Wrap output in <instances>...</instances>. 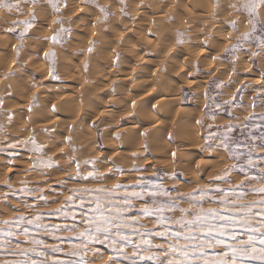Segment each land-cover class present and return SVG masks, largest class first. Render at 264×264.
I'll return each instance as SVG.
<instances>
[{
  "label": "rangeland",
  "instance_id": "obj_1",
  "mask_svg": "<svg viewBox=\"0 0 264 264\" xmlns=\"http://www.w3.org/2000/svg\"><path fill=\"white\" fill-rule=\"evenodd\" d=\"M84 1H87V2H84ZM172 1L173 2L170 1L171 4L173 3L175 4V2H177L176 0L175 1L172 0ZM185 1L190 3V0H185ZM203 1H202V4H205L204 5L205 8L201 6L200 10H203V9L205 10L201 13H204L209 18V19L207 18L208 20H206L205 27L203 29L204 31L206 30L204 33L207 34L208 36L210 35L209 38L211 40L214 39L213 41L214 42L217 41V42L213 43V41H210L212 42L211 43L212 47H211L210 42L206 43V41H209V40H205V41L199 40L201 45L199 43H198L199 45L197 44L198 41L196 39L193 40L195 42L192 41L190 45H193V47L195 46V48L191 47L192 48L191 56L193 55L192 59H194L196 62L198 61V58H201V59L203 58L204 60L206 59L207 62H209L208 60H211V62H209L211 65L209 64L208 66V63L205 61V65L207 66L201 70L204 64H201L202 66L201 67L199 65L197 66V63H196L195 64L196 68L193 69L192 71H193V75L195 76V80L198 82L195 81L196 84L191 83V82H187L188 84L187 83L185 84L182 81H176L177 84H175V86L178 87L179 89L175 88V91H174V93L178 92L177 96H179L178 97L179 107L176 105L174 106L175 112H176L177 107L178 108L181 107V109L184 108L185 111H188V116H189L188 119H190L189 121L191 123L189 122L186 124V130H187V133H190L191 132L190 130L193 129L192 130L193 132H191V134L192 133L193 134L192 135L189 134L188 135L189 138L187 136V140L186 139H185L186 141L184 140L185 143L184 142L182 143L184 145V146L182 145L183 147L182 146L181 147L178 146V148L176 147L177 145L176 141L179 140L178 139L175 141V137L177 138L176 136L177 134L175 135V131H173V133H170L169 131H170V127L175 124L174 122L177 121L176 118L177 117L178 119L181 118V114L183 111H181L180 109L178 113H181V114L176 113L174 114V117L172 116L170 118V121L168 122V127L165 129V131H163L164 134H161L162 136L160 137L159 144L154 145L153 143L148 141L150 134H147V132L150 130L148 133H151V129L141 128L142 130L139 129V131H141L140 135L144 133L143 143L142 144L140 143V145H138L137 143L139 142L138 139L137 141H132L131 147L134 146L136 149H133V150H136V151H131L132 150L131 149L130 150L131 152H128V150L124 149V148H128L125 145H119L118 143L117 144L119 146L116 144H113L114 146L111 145L110 140L114 138L117 139L119 137V136L117 137L115 136L114 129L117 126L123 125L124 121H126L127 118L128 119L130 118V116L129 117L128 115L124 116L123 113L119 112L123 110L122 106L124 105H122V102L129 101L130 104L134 105L136 101H132V99L135 100L136 98H138L139 92H137L136 90L134 91V89H131V88H129L130 90L128 89L130 93L127 92L128 90H127V85H126L124 89H121L122 91L120 90L121 93L122 92L126 93V94L122 93L121 95L124 98L120 96L121 98L118 100L113 99L114 101H116V103L114 101H111V102L108 101L109 102L108 103L107 96H110L111 98H115L114 93L117 91V90L115 91L116 87L114 89L113 88L114 86L112 85L111 88L109 89L110 92H107L108 90H106L107 93H105V90L102 91L103 89L101 85L100 86L97 85L94 88L97 87L99 89L98 90L96 88L98 92L97 96L98 97L100 96L98 101L99 100L100 101L102 100V101L101 102L96 101L97 102L96 104L91 103V101H94L93 99L91 100V98H93L92 94L96 92V90L94 91L91 90V88L89 87L90 85H87V84H91L90 80L87 78L88 76L90 78L91 75L87 76L86 73L90 71L88 70V68H90L92 65L100 64L99 69L100 68L104 69L102 71L104 73L99 72L98 76L100 77L98 78L104 77V79H99L100 83L107 84L108 80L110 81V79L112 82L114 81V78L112 79V77H114L112 76V74L116 75L117 69L123 65L124 67L125 65L127 66L122 69H128V71L132 66L130 71L132 72L134 70L133 72L135 73H137L136 68L138 66L140 67V65H141V68H145L148 65L147 69L145 68L146 70L152 67L151 63L147 64L146 61L140 62L143 59H145L143 57L141 59L140 55L136 57H131L129 55L131 58L130 59L129 57L127 58L128 56L127 54L117 51L115 47H114V51L110 50L109 48L106 50V53H104L107 56L108 55L107 52H108L110 55L112 54L111 56L108 55L106 57L104 54L103 56H101L103 64L99 61L101 57L100 58L98 57L96 61L94 60L95 57L97 56L95 49H97L96 47H98L100 43L99 39H97L98 34L96 36V33L98 31H103V30H106V32H108L109 30L108 36H110V34L112 35V33L110 32H113V31H114L113 34L116 35L117 31L114 29H116V27L119 29L121 25L123 26L124 24L126 25L128 23V22L124 23L122 21L124 24L122 22H120L121 25L119 23L117 24L116 23L117 17H120V16H122L121 18L126 16L125 18L131 19L132 21L133 20L137 21L139 20L138 18H140L141 20V18L145 15L144 12L145 11L147 12V9L145 7H144L145 9L142 8L144 6L142 4L143 1L138 0L139 3L135 5L134 3L131 4L130 3L131 1L129 0H54V2H56L59 7V11H56L55 9L51 7L50 4L46 2V0H38V3L35 5H33L30 2V0L28 3H25L24 0H10V2L13 4L18 3L19 8L18 9L17 8L7 9L4 7H0V21H1L0 22V40H1L0 41L1 42L0 43V47H1L0 48V51H1L0 52L1 53L0 54V59H1L0 60V65H1L0 66V219H1L0 229L7 230V226L3 224L4 220H10L20 214H23L24 216L30 218L36 215L37 213L43 214L41 223L44 226V228L51 226L52 228L63 229L65 225H68L69 227H71L73 224L76 225L73 231H60V232H55L51 235L45 234L43 228L37 229L33 225H28V224L21 225L22 228L26 227L29 229V236L27 238L24 237L23 235H17L12 238H8L6 236H0V264H10V262H13V261L28 260V259L40 261L41 264H53V262L56 260H69V259L75 260L77 262L83 259L84 261L88 262V264H105V262L109 260L110 256L116 259L119 262V264H130V262L128 260H125L122 256H117L115 251L111 247H108L105 244H99V243H95V244L90 243L87 245V247H81L77 249L80 253L79 256L67 255V253L72 249L73 245L81 244V241L76 239V235L86 227V225L81 223L80 216H79V213L81 211H86V209H80L78 207L80 203V200L78 198H74L73 201H69L67 199L69 196L73 195V191H70V190H75V197H79L82 195L84 197V200L87 202L88 200L94 201L96 193L95 192L93 193L85 192L83 191L84 189L103 188L106 191L102 195H111L112 203H120L123 195L125 194V191H124V188L113 190L114 185H116L117 183H120L122 185H132L136 181L139 180L142 182L147 181L149 182V184L158 185L159 187L169 192H174V190H178L180 193H190V192H193L194 189L200 190L206 187L215 189L218 186L219 188L224 189L223 195H226L228 198H232L233 194L229 192L228 189H230L232 186L237 184L239 180L243 178L244 174L241 173L238 168L233 169L232 172L229 173L228 175L230 183H224L223 181L213 180V177L223 175L224 170L226 168L231 167L233 163H243L244 161L243 160L236 161L230 158L227 154V151L222 146L213 147L212 149H206L205 144L211 143L213 145H217L219 144L220 140L225 136V134H227L228 136L231 137L233 141V145H232L233 147H234L235 142H242L244 144L252 146L254 158L258 156H264V151H262L260 148V145L264 144V140L260 139L261 134L264 133V120H261V117L264 116V103H263L264 99H261V97H264V70L260 72V70L264 68L263 67L264 66V54H260L255 57L252 56L253 52H257V53L261 52V48L257 47V45L260 43V41L257 39V37L261 35L259 31L254 32L252 34L251 40L240 41L241 47H242L241 51H237L234 54H225V48L230 47L232 44L236 43L237 38L239 36L250 31L251 25L247 22L245 14L237 13L233 9L228 7L230 3H239V0H233V2L232 0H224V1L223 0H207L208 4H207V1H204V2ZM212 1H213V4H212ZM219 1H221L222 3L226 1L225 2L226 6L221 4ZM74 4H76V6ZM96 5L105 7L107 9V12L109 13L108 16L105 13H102ZM139 5H141L142 7L141 6L139 7ZM219 5H220V8H222V6H224L223 8H226L225 16L226 14L227 16L228 15H231V16H228V17L226 16V19H225V16L223 14L220 15L219 14L220 11L218 13V9H220ZM212 6L214 7L212 8ZM133 7L134 9L131 10L132 12L127 11L129 9H132ZM174 7H177V6L175 5ZM188 8L190 9L191 7L188 6ZM215 8L216 9L218 8L217 11ZM121 9H123V11H121ZM206 9L208 11L210 10L211 12L206 11ZM134 10L135 12H133ZM139 11L140 13H138ZM190 11L192 10L190 9ZM54 13H56V15ZM62 13L64 16L61 15ZM130 13L131 14L134 13L133 16H131ZM261 13L262 14L260 15L264 14L263 12ZM212 14L217 15V16L220 15V16L211 18ZM239 14H243V17H242L243 21L240 24L238 23V18H235V17H238ZM138 15L139 16L141 15L142 17L141 16L139 17ZM133 17L135 19L137 17V19L135 20L133 19ZM262 17H264V15ZM262 17L259 16L258 20L259 18L263 20L264 18ZM30 18H31V21H30L31 27H28L27 30L25 28V25L16 23L18 21L29 20ZM111 19H112V22H114V19H115L116 24L115 23L112 24V26L113 27L115 26V27L114 28L112 27L113 29H110V28L107 29L106 27L108 25L105 23H107ZM235 20H236V27L235 29H233L231 26V22ZM261 20H259V24L264 25V23H262L264 22V20L260 22ZM125 21H128V20H125ZM213 22H214V25H212ZM84 23L87 26H85ZM140 24H141V21H140ZM89 25L90 26L92 25V26L89 27ZM143 26H144V23H143ZM143 26L140 28H143ZM206 26H209V27L206 28ZM148 27L151 30L146 31L148 33L146 34L150 36L153 34L152 31H154V29L151 28L149 25ZM243 27L245 28L244 30L246 31H243ZM35 28L37 29L36 32H35L36 30ZM61 28L66 29V31L60 32ZM215 30L219 31V34L213 35V33L217 32ZM27 31L33 32L31 33L32 35L30 34V32L27 33ZM150 32L152 33L150 34ZM20 33H24L23 37L20 36ZM57 33H59V35L57 36V42H53L51 40V37ZM85 33L87 36L83 35ZM76 34L80 35L79 36L80 39L79 37H77ZM216 36H219V37L217 38ZM3 37L5 38L3 39ZM85 37L87 38L89 37V38L87 39ZM212 37H215V38H212ZM81 41L83 43H81ZM85 42L88 45L85 44ZM26 43H29V44H26ZM216 43L218 44L215 45ZM4 44L6 45L4 46ZM61 44H64V45H61ZM72 44H75L74 45L75 47ZM77 44H79L80 46ZM229 44L230 46H228ZM214 45L216 47H214ZM206 47H210V48H206ZM90 48H91V51H89ZM211 49H213L212 50L214 51L213 53ZM92 50L93 51L95 50V51L93 52ZM199 51H202V52H199ZM46 52H51L53 55L50 58H46L45 57ZM9 53L11 56L9 55ZM21 54H22V58H21ZM59 54H62L64 56L59 55ZM71 55L72 56L75 55L74 56L75 58L72 57ZM204 55H205V58H204ZM9 57H12V58H9ZM91 57L93 58L94 61H92ZM213 57H215V59H213ZM120 58H121L120 60L121 62L119 61ZM132 59H136L135 61L137 62L133 63L134 60L132 61ZM124 60L127 62H125ZM258 60L259 61L262 60L263 62L261 61L260 63H257L259 62ZM39 62L40 64H38ZM81 62H83V64ZM115 62H117V64ZM219 62L221 64H219ZM67 63L71 65L69 66ZM2 64L4 65V67ZM11 64H12V67H11ZM101 64H102V67H101ZM133 64H135V66ZM258 64L262 67H259ZM59 65H62L61 68L63 67V65L66 66L65 70H63L64 67L62 68V70L66 71L69 77L66 75L65 72L63 73L61 68L57 67ZM224 65H227V66H224ZM243 65L245 66V68ZM14 67H15V70H14ZM71 67L73 68L72 70L70 69ZM209 68H210V71H209ZM50 69L52 71L51 76L49 75V72H48L50 71ZM57 69H59V71ZM228 69L231 72L228 71ZM67 70H71V71H67ZM219 70L220 72L218 74L217 71ZM225 70H227L226 71L227 74L225 73ZM46 71L47 73H45ZM75 71L77 73H75ZM199 71H200V74H198ZM214 72L215 73L217 72V73L215 74ZM249 72H251L250 74L252 75H255L256 73V77H258L259 81L256 80L255 82H252L250 79L248 81L246 80L247 78L243 79L244 77L250 76ZM9 73H11V75H9ZM233 75L235 76L239 75L240 77L234 78ZM73 76H75L74 78L76 80L73 78ZM131 76L133 77V74H131ZM231 76H233L232 77L233 79L230 78ZM133 78H135V76ZM70 79H71V82L69 81ZM80 79L82 80V82H79L81 81ZM203 80H204V84H203ZM13 81L15 84L13 83ZM178 85H180V87ZM201 85H203L205 89H203V87L200 88ZM217 85H219V87ZM84 89L85 91H82ZM81 91L84 93H87L89 96L88 97L87 95L84 96V97H87L84 99V97H82L84 93H82L83 95H81ZM1 93L3 95H1ZM111 94L112 95L114 94L113 97L111 96ZM61 95L63 96L62 98H60ZM75 96L77 97L75 98ZM70 97H72L71 103L69 99ZM81 98L85 101H83ZM126 98L127 100H125ZM65 99L68 100L67 102H69L70 105L74 102L72 105L76 104L77 106L71 105V107L69 108V104L66 103L64 105H66L68 108L67 109L64 108V105L63 104L61 105V103H63V101L65 103ZM142 99L144 100L145 98H141V100ZM56 100H58L59 102ZM74 100L77 103H75ZM109 100H112V99H109ZM138 100L140 101V99ZM78 101H81V103L78 104ZM86 101H88L90 104L87 105ZM118 101H120L119 105L117 104ZM85 102H86V106H85ZM3 103L4 104L6 103V104L4 105ZM198 103H200L201 105ZM91 104H93L92 107H90ZM7 105H9L10 107ZM116 105L118 107H115ZM149 106L155 107V108L157 107L154 105L153 99H150ZM35 107H37V109ZM49 107H50V110H48ZM72 107H75L76 109L73 108V110H71ZM84 107H87V108H84ZM100 108H104V111L100 110ZM74 111L78 115L74 113ZM233 111L234 112L236 111V113H234ZM49 112L51 113L49 114ZM85 113H88V114L86 115ZM63 114L65 115L66 118L64 117ZM66 114L68 117L66 116ZM40 115L42 117H40ZM43 116H45L46 118ZM195 117L197 118V121ZM245 117H250V118L247 121H245ZM48 118L50 119L48 120ZM52 118L55 119L56 121H54ZM63 119H67V120H63ZM51 120H53V122ZM158 120H156L158 121V123L154 121L153 124H155V122L156 124H159L160 119ZM62 121H65V123ZM99 122L101 123V125ZM143 122H144V119H143ZM145 122H144L145 124H148L147 122L149 121H146L145 119ZM245 123L248 124L247 128L243 127ZM30 124H32V126H30ZM188 124H190L189 125L190 127H188ZM84 125H87V126H84ZM228 125H232L234 129L230 133H226V128ZM191 126H192V129H191ZM187 127L188 129L190 128L189 131ZM139 131H137V133H139ZM28 132L30 134H28ZM210 133L213 134V136H215L216 139H208ZM73 135H75V137ZM147 135L149 136L147 137ZM63 136L65 139L63 138ZM111 136L114 138H111ZM34 137H35V140H34ZM78 138L79 139L81 138V141ZM106 140H108L109 142ZM75 141L78 143H76ZM189 141H191V143L193 144L192 146ZM37 142L39 143L37 144ZM73 142H75L76 144ZM134 142L135 144L137 143V145H135ZM84 145L86 146V148ZM122 149L125 151H120ZM239 150L244 151L246 149H239ZM76 151L77 152L80 151V152L77 153ZM148 153H150L151 155ZM173 153H175V156H173ZM79 154H82V155H79ZM169 156H170V159H169ZM176 158H179V159H176ZM49 161H51L50 164L48 163ZM85 161H89V163L85 164ZM254 162H256L257 164L260 163L258 159H255ZM77 165H79L80 167L79 169L77 168ZM117 168L120 169L121 171H116L115 169ZM77 171H79L81 175H77ZM89 172H95L97 177H104V179L92 180L90 178L89 180H84L82 177L86 176ZM29 175L30 177H28ZM248 175L250 177L259 176L260 169L259 168L254 169V170L250 169ZM262 186L264 185H262L259 181L252 179L251 182L246 186L245 191H249V189H252V188L259 189ZM193 194L196 196L197 199L200 198L199 191H196ZM41 196L44 197V199H39V197ZM259 199H261V194L258 191L249 192L248 196L243 201L237 200L236 203L237 204L249 203L252 201H258ZM148 202L150 203V201ZM134 203L136 207L139 208L141 204L144 203V201H134ZM25 205H31L33 207H26ZM181 206L186 208L188 205L186 203H182ZM203 207L204 208L215 207V208H218L222 213H224L226 212L227 208L231 206L220 204L219 201L215 200V198L211 196V193H210L209 197L204 198ZM57 208H62V209L67 210L69 215L65 217L63 211L59 215L57 214L47 215L48 213L52 212L53 210ZM257 210L259 209L258 208L254 209V211H257ZM73 213H75L77 217L75 221L71 219V215ZM132 214H135V213H132ZM176 216L178 217L179 213H176ZM141 223L144 224L145 228H153V224L151 220H149L148 218H145L144 220H142ZM12 230L19 232V229H16L15 227H13ZM56 237H59V239H57ZM9 239H11L10 244L7 243ZM33 239L43 240L46 245L58 246L61 249H63V251L53 252L51 250V247H45L43 245L33 244L32 243ZM17 242L21 243L23 248H26V249L35 248L37 252L41 253V255H36V253L31 252V251H29L28 256L26 257L19 256V255H13L12 254L13 252L18 251L15 247ZM131 251H132L131 246H128L124 249V252L128 254L129 256L131 254ZM155 251H159V250L156 249ZM142 264H151V262L144 261L142 262ZM249 264H258V262L253 261V262H249Z\"/></svg>",
  "mask_w": 264,
  "mask_h": 264
},
{
  "label": "snow or ice",
  "instance_id": "obj_2",
  "mask_svg": "<svg viewBox=\"0 0 264 264\" xmlns=\"http://www.w3.org/2000/svg\"><path fill=\"white\" fill-rule=\"evenodd\" d=\"M24 2L28 3L29 0H24ZM30 2L35 5L38 0H30ZM46 2L53 9L59 11L58 4L54 0H46ZM96 6L102 13L109 14L105 7ZM0 7L18 9L19 4H13L10 0H0ZM228 7L237 13L245 14L247 22L251 25V30L239 36L236 43L227 47L225 54L241 51L240 41L251 40L252 34L257 31L261 34L257 37L260 41L257 47L261 48V52H253L252 56L264 54V25H260L258 20L260 13L264 11V0H239V3H230ZM30 21L31 18L16 23L25 25L27 30L28 27H31ZM231 26L235 29L236 22L232 21ZM64 31L66 29H60V32ZM23 35L24 33H20L21 37ZM58 35L59 33L53 35L51 40L57 42ZM52 55L51 52L45 53L46 58H50ZM49 75H52L51 69ZM217 86L219 87V85ZM249 118L245 117V121ZM261 120H264V116L261 117ZM243 127L247 128L248 124L245 123ZM233 130V126L228 125L226 133ZM208 139H216V137L210 133ZM260 139L264 140V133L261 134ZM232 145L233 141L227 134L217 145L205 144L206 149L222 146L230 158L236 161H244L243 163H233L231 167L224 170L223 175L213 177V180L230 183L228 175L233 169L238 168L244 174L237 184L228 189L233 194L232 198L223 195L224 189L218 186L215 189L206 187L200 190L194 189L190 193H180L178 190L169 192L158 185L139 180L132 185L120 183L114 185L113 190L124 188L125 194L120 203H112L111 195H102L106 191L103 188L84 189L85 192L96 193L94 201L88 200L87 202L82 195L75 197V190H70L73 191V195L67 199L73 201L74 198H78L80 200L78 207L86 209V211L79 213L80 221L86 227L76 235V239L80 240L81 244L73 245L67 255L79 256L80 253L77 249L87 247L90 243H99L111 247L117 256H122L130 264H142L144 261L151 262V264H249L253 261L264 264V186L245 191L252 179L264 185V156L254 158L252 146L242 142H235L234 147ZM260 148L264 151V144H261ZM255 159H258L260 163L254 162ZM48 163L50 164L51 161ZM87 163L89 161H85V164ZM77 168L79 169V165ZM257 168L260 169V175L250 177L248 175L249 170ZM115 170L121 171L118 168ZM77 175H81L79 171H77ZM82 178L84 180L90 178L92 180L104 179V177H97L95 172H89ZM196 191H199V199L193 194ZM257 191L261 194V199L258 201L236 203L237 200L243 201L249 192ZM210 193L220 204L231 207L227 208L224 213L215 207L204 208V198L209 197ZM39 199H44V197L41 196ZM134 201H144V203L137 208ZM182 203H186L188 206L182 207ZM25 206L33 207L31 205ZM256 208L259 210L254 211ZM62 211L65 217L69 215L68 211L62 208H57L47 215H59ZM176 213H179L178 217ZM42 215L37 213L29 218L20 214L10 220H4L3 224L7 226V230L0 229V236L12 238L23 235L27 238L29 229L22 228L21 225L23 224L33 225L37 229L43 228L45 234L48 235L60 231H73L76 227L73 224L71 227L65 225L63 229L52 228L51 226L44 228L41 223ZM76 218V214L73 213L71 219L75 221ZM145 218L151 220L153 228H145L144 224L141 223ZM13 227L19 229V232L13 231ZM56 238L59 239V237ZM7 243L10 244L11 239ZM32 243L51 247L53 252L63 251L58 246L46 245L43 240L33 239ZM128 246H131L132 249L130 256L124 252ZM15 247L18 251L13 252V255L26 257L29 251L41 255L35 248H23L19 242L16 243ZM156 249L159 251H155ZM10 264H41V262L28 259L13 261ZM53 264H88V262L83 259L78 262L69 259L56 260ZM105 264H119V262L110 256Z\"/></svg>",
  "mask_w": 264,
  "mask_h": 264
},
{
  "label": "bare ground",
  "instance_id": "obj_3",
  "mask_svg": "<svg viewBox=\"0 0 264 264\" xmlns=\"http://www.w3.org/2000/svg\"><path fill=\"white\" fill-rule=\"evenodd\" d=\"M129 1H131L130 3L131 4H137V3H139L138 2V0H129ZM133 1V2H132ZM141 1H143L142 2V4L144 5L143 7L141 6V5H139V7L141 6L142 8H146L147 9V12L145 11L144 13H145V15L142 17L141 15V20H140V18H138L139 20H137V21H132L131 19H128V18H125L126 16H124L123 18H121L122 16H120V17H117V20H116V23L118 24H120L121 25V23L120 22H124V23H127L126 25L124 24L123 26L121 25H119L118 27H119V29L116 27V29H114V30H116L115 32H116V35H114L113 33H114V31L113 32H110V33H112V35L110 34V36H108V32H109V30H108V32H106V30H103V31H98L97 33H96V36H97V34H98V38L97 39H99V45H98V47H96L97 49H95L94 51L96 52V54H97V56L95 57V61L98 59V57L100 58L101 56H103V54L104 53H106V50L107 49H109L110 48V50H112V51H114V47H115V49L117 50V51H120V52H122V53H125V54H127L128 56H127V58L129 57L130 58V56L131 57H136V56H138V55H140V57H141V59H142V57L143 58H145V59H143L142 61H140V62H143V61H146V63L148 64V63H151L152 65V67H150L148 70H150V71H148V70H146L147 69V66L145 67V68H141V65H140V67L138 66L137 68H136V71H137V73H135V72H131L130 70H131V68H132V66H131V68L129 69V71H128V69H122V68H125L127 65H125V67H124V65L123 66H121L120 68H118L117 69V71H116V75H114V74H112V76H114V77H112V79L114 78V81L112 82L111 81V79H110V81L108 80V82H107V84H101L100 83V80L99 79H104V77L102 78H98V77H100V76H98L99 75V72L101 73L104 69H102V68H100L99 69V66H100V64L99 65H92L90 68H88V70H90L88 73H86L87 74V76L88 75H91L90 76V78H89V76L87 77L89 80H90V82H91V84H87V85H90L89 87L91 88V90H96V88H94L95 86H97V85H101V87H102V91H104L105 90V93H107V92H110L109 91V89L111 88V86L113 85L114 87V89H115V87H116V89H115V98H111L110 96H107V102L109 101V102H111V101H114L113 99H120L122 96V93H121V89H124L125 88V86L127 85V90L129 89V88H131V89H134V91L136 90L137 92H139V95H138V98H136L135 100L134 99H132V101H136L135 103H134V105L133 104H130V102L128 103L127 101L126 102H122V105H124V106H122L123 107V110H121V111H119L120 113H123L124 114V116L125 115H128V117L130 116V118L128 119L127 117V120L126 121H124V124L123 125H120V126H117L115 129H114V134H115V136L117 137V136H119L117 139L116 138H114V137H112L111 136V138H114V139H108V140H110L111 142H110V144L111 145H113V144H116V145H125V146H127L128 148H124L125 150H128V152H131V151H136V150H133V149H136L134 146L133 147H131V144H132V141H137V139H138V141L139 142H137L138 143V145H140V143L142 144L143 143V137H144V133L143 134H141L140 135V133H141V131H139V129H141V128H143V129H151V133H148L147 132V134H150V137H149V139H148V141L149 142H151V143H153L154 145H156V144H159V140H160V137L162 136L161 134H164L163 133V131H165V129L168 127V122L170 121V118L173 116L174 117V114H176V113H178L179 112V110L181 109V107L180 108H178L179 106H178V97L179 96H177V93H174V91H175V88H177V89H179L178 87H176L175 86V84H177L176 83V81H182V82H184L185 84L187 83V82H191V83H195L196 84V82H198V81H196L195 80V76L193 75V69H195L196 68V63H197V66L199 65V66H201V64H204L205 65V61H206V59L204 60L203 58L201 59V58H198V61L196 62L194 59H192V57H193V55L191 56V52H192V48H195V46L193 47V45H190L191 44V42L193 41V40H197L198 42H197V44L199 43L200 44V42H199V40H201V41H205V40H209V41H206V43H209L210 41H213L214 39H210L209 38V36L207 35V34H205L204 32L206 31H204L203 29H204V27H205V23H206V20H208L209 18H208V16L207 15H205L204 13H201V12H203L205 9H203V8H205L204 7V5L205 4H202V1L203 0H190V3H188L187 1H185V0H176L177 2H175V4L173 3V4H171V2H173L172 0H141ZM171 1V2H170ZM175 1V0H174ZM204 1H207V0H204ZM203 1V2H204ZM224 1V0H223ZM69 2V1H68ZM84 2H87V1H84ZM123 2V1H122ZM121 2V3H122ZM221 4H223L224 6H226L225 5V2L224 3H222L221 1H219ZM227 2H229V1H227ZM232 2H233V0H232ZM74 3V2H73ZM72 3V4H73ZM209 3H210V1H209ZM219 3V4H220ZM207 4H208V1H207ZM212 4H213V1H212ZM227 4V3H226ZM75 6H76V4H74ZM134 5V6H135ZM177 6V7H174V6ZM209 5H211V4H209ZM110 6V5H109ZM108 6V7H109ZM114 6V5H113ZM129 6V5H128ZM131 6H133V5H131ZM131 6H130V8H131ZM188 6L189 7H191L190 9L192 10V11H190V9L188 8ZM203 7L202 9L203 10H200V7ZM207 6V5H206ZM224 6H222V8H220V5H219V8L220 9H218V13H219V11H220V15L221 14H223L224 16H225V13H226V8H223ZM124 7V6H123ZM210 7V6H209ZM214 6H212V8H213ZM30 8V7H29ZM28 8V9H29ZM36 8V7H35ZM77 8H78V6H77ZM111 8V7H110ZM144 8V9H145ZM76 9V8H75ZM75 9H73V10H75ZM114 9V8H113ZM127 9V8H126ZM134 9V7L132 8V9H129V10H127L128 12H130L131 10H133ZM140 9V8H139ZM138 9V10H139ZM208 9H210V8H208ZM216 9V8H215ZM217 9H216V11H217ZM64 10V9H63ZM66 10V9H65ZM69 10V9H68ZM137 10V11H138ZM86 11V10H85ZM206 11H208L207 9H206ZM215 11V12H216ZM11 12V11H10ZM52 12V11H51ZM76 12V11H75ZM132 12V11H131ZM133 12H135V10L133 11ZM143 12V11H142ZM208 12H211L210 10L208 11ZM263 13H264V11H262ZM35 13V12H34ZM138 13H140V11L138 12ZM143 13V14H144ZM158 13V14H157ZM229 13V12H228ZM2 14V13H1ZM55 15H56V13H54ZM83 14V13H82ZM87 14V13H86ZM134 14V13H133ZM133 14H131L130 13V15L131 16H133ZM190 14H192V15H190ZM211 14V13H210ZM230 14V13H229ZM260 14H262V13H260ZM40 15V14H39ZM43 15V14H42ZM61 15H63V13L61 14ZM189 15V16H188ZM220 15H218V16H220ZM242 15V16H241ZM264 15V14H263ZM263 15H259L260 17H262ZM7 16V15H6ZM37 16V15H36ZM58 16V15H57ZM64 16V15H63ZM71 16V15H70ZM106 16V15H105ZM108 16V15H107ZM139 16V15H138ZM139 16V17H140ZM217 15H213L212 14V16H211V18H213V17H216ZM217 16V17H218ZM226 16H227V14H226ZM226 16H225V19H226ZM228 16H231V15H228ZM227 16V17H228ZM45 17V16H44ZM77 17V16H76ZM135 17V16H134ZM133 17V19H135ZM243 14H239L238 15V17H235V18H238V23L240 24V23H242V21H243ZM4 18V17H3ZM59 18V17H58ZM73 18V17H72ZM94 18V17H93ZM104 18V17H103ZM109 18V17H108ZM208 18V19H207ZM231 18H233V17H231ZM262 18H264V17H262ZM79 19V18H78ZM85 19H86V17H85ZM113 19V18H112ZM112 19L110 20V21H108L107 23H105V24H107L108 26L106 27L107 29L108 28H110V29H113L114 27L112 26V24H114L115 23V19H114V22H112ZM123 19V20H122ZM136 19H137V17H136ZM135 19V20H136ZM245 19V18H244ZM38 20V19H37ZM42 20V19H41ZM72 20V19H71ZM105 20V19H104ZM125 20H128V21H125ZM237 20V19H236ZM236 20H235V22H236ZM259 20H261L260 18H259ZM264 20V19H263ZM263 20H261L260 22H262ZM6 21V20H5ZM36 21V20H35ZM40 21V20H39ZM87 21V20H86ZM99 21V20H98ZM118 21V22H117ZM140 21H141V24H140ZM1 22V21H0ZM42 22V21H41ZM40 22V23H41ZM70 22V21H69ZM68 22V23H69ZM95 22V21H94ZM211 22V21H210ZM209 22V23H210ZM115 23V24H116ZM129 23H131V24H129ZM143 23H144V26H143ZM262 23H264V22H262ZM49 24V23H48ZM70 24V23H69ZM90 24V23H89ZM95 24V23H94ZM208 24V23H207ZM212 24V23H211ZM210 24V25H211ZM77 25V24H76ZM84 25L85 26H87L85 23H84ZM99 25V24H98ZM102 25V24H101ZM103 25H104V23H103ZM143 26V28H140V27H142ZM148 25L151 27V28H153L154 29V31H152L153 32V34L152 35H147L148 33L146 32V31H150L151 29L148 27ZM212 25H214V22H213V24ZM238 25V24H237ZM244 25H246V24H244ZM33 26V25H32ZM61 26V25H60ZM92 26V25H91ZM90 25H89V27H91ZM95 26V25H94ZM93 26V27H94ZM117 26V25H116ZM37 27V26H36ZM84 27V26H83ZM89 27H87V28H89ZM113 27V28H112ZM207 27H209V26H206V28ZM210 27H212V26H210ZM245 27V26H244ZM243 27V31H246V30H244L245 28ZM17 28V27H16ZM40 28V27H39ZM77 28V27H76ZM86 28V29H87ZM121 28V29H120ZM217 28H218V26H217ZM216 28V29H217ZM220 28V27H219ZM36 29V28H35ZM34 29V30H35ZM83 29V28H82ZM135 29V30H134ZM146 29V30H145ZM212 29V28H211ZM215 29V28H214ZM227 29V28H226ZM30 30V29H29ZM72 30V29H71ZM80 30V29H79ZM37 31V29L35 30V32ZM39 31V30H38ZM47 31V30H46ZM87 31V30H86ZM91 31V30H90ZM112 31V30H111ZM212 31H214V30H212ZM215 31H217V30H215ZM221 31V30H220ZM228 31H229V29H228ZM28 32H30V31H27V33ZM84 32H85V30H84ZM152 32H150V34L152 33ZM218 32V33H217ZM216 33H213V35L215 34H219V31H217ZM249 32V31H248ZM31 33H33V32H30V34ZM49 33V32H48ZM60 33V32H59ZM71 33V32H70ZM83 33V32H82ZM89 33V32H88ZM90 33H92V32H90ZM127 33V34H126ZM147 33V34H146ZM6 34V33H5ZM35 34V33H34ZM43 34H44V32H43ZM50 34V33H49ZM72 34V33H71ZM222 34V33H221ZM32 35V34H31ZM47 35V34H46ZM77 35V34H76ZM83 35H86V33L85 34H83ZM44 36V35H43ZM72 36V35H71ZM80 35H77V37H79ZM87 36V35H86ZM221 36V35H220ZM6 37V36H5ZM5 37H3V39L5 38ZM38 37V36H37ZM49 37V36H48ZM73 37V36H72ZM71 37V38H72ZM217 38L219 37V36H216ZM9 38V37H8ZM82 38V37H81ZM85 38H87V37H85ZM84 38V39H85ZM89 38V37H88ZM87 38V39H88ZM92 38V37H91ZM95 38V37H94ZM212 38H215V37H212ZM227 38V37H226ZM29 39V38H28ZM79 39H80V37H79ZM93 39V38H92ZM96 39V40H97ZM115 39V40H114ZM7 40V39H6ZM73 40V39H72ZM232 40V39H231ZM1 41V40H0ZM26 41V40H25ZM83 41V40H82ZM81 41V43H83ZM98 41V40H97ZM255 41V40H254ZM29 42V41H28ZM67 42V41H66ZM78 42V41H77ZM87 42V41H86ZM85 42V44H87ZM93 42V41H92ZM193 42H195V41H193ZM215 42H217V41H215ZM214 41H213V43H215ZM225 42H226V40H225ZM232 42V41H231ZM230 42V43H231ZM1 43V42H0ZM80 43V42H79ZM94 43V42H93ZM204 43V42H203ZM202 43V44H203ZM212 42H210V44H211ZM227 43H229V42H227ZM3 44V43H2ZM8 44V43H7ZM26 44H29V43H26ZM35 44V43H34ZM44 44H45V42H44ZM57 44V43H56ZM84 44V45H85ZM198 44V45H199ZM218 43H216L215 45H217ZM220 44V43H219ZM222 44V43H221ZM251 44V43H250ZM6 44H4V46H5ZM61 45H64V44H61ZM73 46L75 45V44H72ZM77 45H79V44H77ZM88 45V44H87ZM86 45V46H87ZM201 45V44H200ZM214 45V47H216ZM3 46V45H2ZM29 46V45H28ZM27 46V47H28ZM32 46V45H31ZM36 46V45H35ZM39 46V45H38ZM80 46V45H79ZM95 46V45H94ZM210 46V45H209ZM220 46V45H219ZM223 46V45H222ZM228 46H230V44L228 45ZM256 46V45H255ZM43 47V46H42ZM75 47V46H74ZM192 47V48H191ZM202 47H204V46H202ZM211 47H212V44H211ZM1 48V47H0ZM88 48H89V46H88ZM197 48V47H196ZM206 48H210V47H206ZM227 48V47H226ZM225 48V49H226ZM254 48V47H253ZM260 48V47H259ZM30 49V48H29ZM33 49H34V47H33ZM32 49V50H33ZM178 49V50H177ZM205 49V48H204ZM214 49V48H213ZM213 49H211V51L213 50ZM2 50H3V48H2ZM28 50V49H27ZM66 50V49H65ZM194 50V49H193ZM198 50H200V49H198ZM9 51H10V49H9ZM35 51V50H34ZM56 51H58V50H56ZM93 51V50H92ZM93 51V52H94ZM204 51V50H203ZM207 51H208V49H207ZM246 51V50H245ZM1 52V51H0ZM45 52V51H44ZM109 52H111V51H109ZM199 52H202V51H199ZM214 51H212V53H213ZM223 52V51H222ZM259 52V51H258ZM14 53V52H13ZM20 53H22V52H20ZM194 53V52H193ZM208 53V52H207ZM206 53V54H207ZM211 53V54H212ZM216 53V52H215ZM218 53V52H217ZM220 53V52H219ZM245 53V52H244ZM1 54V53H0ZM7 54V53H6ZM17 54V53H16ZM63 54V53H62ZM62 54H59V55H62ZM66 54V53H65ZM107 54L109 55V56H111L108 52H107ZM201 54V53H200ZM237 54V53H236ZM9 55H10V53H9ZM90 55V54H89ZM105 56H106V54H104ZM107 55V56H108ZM130 55V56H129ZM250 55V54H249ZM11 56V55H10ZM15 56V55H14ZM17 56V55H16ZM19 56H20V54H19ZM18 56V57H19ZM24 56V55H23ZM58 56V55H57ZM62 56H64V55H62ZM61 56V57H62ZM72 56V55H71ZM75 55H73L72 57H74ZM91 56V55H90ZM106 56V57H107ZM125 56V55H124ZM147 56V57H146ZM149 56V57H148ZM211 56V55H210ZM238 56V55H237ZM60 57V58H61ZM81 57V56H80ZM106 57H104V58H106ZM122 57V56H121ZM152 57H153V59H152ZM201 57V56H200ZM250 57V56H249ZM263 57V56H262ZM9 58H12V57H9ZM21 58H22V54H21ZM75 58V57H74ZM92 58V57H91ZM90 58V59H91ZM118 58V57H117ZM204 58H205V55H204ZM240 58V57H239ZM238 58V59H239ZM6 59V58H5ZM67 59H68V57H67ZM70 59V58H69ZM90 59H89V61H90ZM131 59V58H130ZM140 59V58H139ZM208 59V58H207ZM213 59H215V57H213ZM217 59V58H216ZM1 60V59H0ZM4 60V59H3ZM11 60V59H10ZM18 60V59H17ZM30 60V59H29ZM57 60V59H56ZM64 60H66V59H64ZM93 60V58H92V61H94ZM113 60H114V58H113ZM121 60V58L119 59V61ZM134 60V61H133ZM136 59H132V61H133V63L134 62H137V61H135ZM223 60V59H222ZM246 60V59H245ZM59 61H60V59H59ZM59 61H58V63H59ZM73 61V60H72ZM89 61H88V63H89ZM102 64H103V62H102V57H101V59L99 60ZM125 61V60H124ZM209 62H211V60H208ZM238 61V60H237ZM259 61V60H258ZM262 61V60H261ZM261 61H259V62H257V63H260ZM2 62V61H1ZM6 62H8V61H6ZM63 62V61H62ZM69 62V61H68ZM77 62V61H76ZM121 62V61H120ZM125 62H127V61H125ZM130 62V61H129ZM139 62V61H138ZM207 62V61H206ZM209 62H207L208 63V66H209ZM263 62V61H262ZM11 63V62H10ZM28 63V62H27ZM82 64H83V62H81ZM92 63H94V62H92ZM116 64H117V62H115ZM119 63V62H118ZM153 63H154V65H153ZM206 63V64H207ZM224 63V62H223ZM242 63V62H241ZM13 64V63H12ZM12 64H11V67H12ZM38 64H40V62L38 63ZM61 64H63V63H61ZM68 64V63H67ZM102 64H101V67H102ZM122 64H124V63H122ZM121 64V65H122ZM129 64V63H128ZM139 64V63H138ZM145 64V63H144ZM219 64H221L220 62H219ZM246 64V63H245ZM3 65V64H2ZM5 65H6V63H5ZM29 65V64H28ZM69 65V64H68ZM71 65V64H70ZM69 65V66H70ZM73 65H74V63H73ZM89 65V64H88ZM91 65V64H90ZM119 65V64H118ZM130 65H132V64H130ZM134 66H135V64H133ZM137 65V64H136ZM203 65V67L201 68V70L204 68V67H206L207 65H205L204 66ZM211 65V64H210ZM259 65V64H258ZM261 65H263V64H261ZM1 66V65H0ZM26 66V65H25ZM61 66L62 65H59V66H57V67H59V68H61ZM224 66H227V65H224ZM231 66V65H230ZM236 66V65H235ZM244 66V65H243ZM3 67H4V65H3ZM56 67V68H57ZM63 67H64V69L63 70H65V67L66 66H64L63 65ZM62 67V68H63ZM154 67V68H153ZM213 67H214V65H213ZM229 67V66H228ZM259 67H262V66H260L259 65ZM264 67V66H263ZM18 68V67H17ZM28 68V67H27ZM55 68V67H54ZM62 68H61V70H62ZM85 68V67H84ZM128 68V67H127ZM153 68V69H152ZM223 68V67H222ZM221 68V69H222ZM226 68V67H225ZM239 68V67H238ZM244 68H245V66H244ZM2 69V68H1ZM71 70L73 69L72 67L70 68ZM81 69V68H80ZM102 69V70H101ZM112 69V68H111ZM200 69V68H199ZM220 69V68H219ZM11 70V69H10ZM14 70H15V67H14ZM29 70V69H28ZM39 70V69H38ZM58 71H59V69H57ZM61 70H60V72H61ZM62 70V71H63ZM71 70H67V71H71ZM88 70H86V71H88ZM106 70V69H105ZM107 70H109V69H107ZM215 70V69H214ZM237 70V69H236ZM262 70H264V68L263 69H261L260 70V72L262 71ZM18 71V70H17ZM55 71H56V69H55ZM209 71H210V68H209ZM216 71V70H215ZM226 71L227 70H225V73H226ZM228 71H230L229 69H228ZM37 72V71H36ZM49 72V71H48ZM66 73V75L68 76V74H67V72L66 71H63V73ZM73 72H74V70H73ZM96 72V73H95ZM110 72V71H109ZM131 72V73H130ZM202 72V71H201ZM212 72V71H211ZM210 72V73H211ZM218 72V74H219V72H220V70L219 71H217ZM216 72V73H217ZM231 72V71H230ZM229 72V73H230ZM244 72V71H243ZM248 72V71H247ZM18 73V72H17ZM21 73V72H20ZM35 73V72H34ZM42 73V72H41ZM45 73H47V71L45 72ZM57 73V72H56ZM63 73H62V75H63ZM69 73V72H68ZM75 73H77L76 71H75ZM74 73V74H75ZM90 73V74H89ZM102 73H104V72H102ZM215 73V72H214ZM213 73V74H214ZM215 73V74H216ZM234 73V72H233ZM235 73H236V71H235ZM238 73V72H237ZM251 72H249V74H250ZM111 74V73H110ZM131 74H133V77L135 76V78H133L132 76H131ZM135 74V75H134ZM196 74V73H195ZM198 74H200V71H199V73ZM197 74V75H198ZM227 74V73H226ZM246 74H248V73H246ZM15 75V74H14ZM24 75V74H23ZM47 75V74H46ZM57 75V74H56ZM65 75V74H64ZM70 75V74H69ZM103 75H105V74H103ZM224 75V74H223ZM229 75V74H228ZM228 75H226V76H228ZM75 76H77V75H75ZM75 76H73V78L75 77ZM108 76V75H107ZM110 76V75H109ZM234 76V78H238V77H240L239 75L238 76H235V75H233ZM233 76H231L230 78L231 79H233L232 77ZM242 76V75H241ZM258 76V75H257ZM42 77V76H41ZM69 77V76H68ZM111 77V76H110ZM201 77V76H200ZM205 77H206V75H205ZM204 77V78H205ZM214 77V76H213ZM220 77V76H219ZM8 78V77H7ZM245 78H247L246 80L248 81L249 79L252 81V82H255L256 80L257 81H259L258 80V77H256V73H255V75H252V74H250V76L249 77H244L243 79H245ZM14 79V78H13ZM42 79V78H41ZM75 79V78H74ZM206 79V78H205ZM204 79V80H205ZM221 79V78H220ZM6 80V79H5ZM15 80V79H14ZM26 80V79H25ZM76 80V79H75ZM81 80V79H80ZM107 80V79H106ZM198 80V79H197ZM204 80H203V84H204ZM10 81H12V80H10ZM70 82H71V79L69 80ZM196 81V82H195ZM202 81V80H201ZM206 81V80H205ZM245 81V80H244ZM75 82H77V81H75ZM79 82H82V80L81 81H79ZM78 82V83H79ZM88 82V81H87ZM8 83V82H7ZM12 83V82H11ZM13 83H14V81H13ZM12 83V84H13ZM17 83H19V82H17ZM179 83V82H178ZM181 83V82H180ZM15 84V83H14ZM62 84V83H61ZM61 84H60V86H61ZM82 84V83H81ZM83 84H85V83H83ZM110 84V85H109ZM188 84V83H187ZM3 85V84H2ZM57 85H59V84H57ZM109 85V86H108ZM260 85V84H259ZM11 86H13V85H11ZM54 86H55V84H54ZM108 86V87H107ZM120 86H122V87H120ZM179 87H180V85H178ZM185 86V85H184ZM192 86V85H191ZM205 86V85H204ZM3 87H5V86H3ZM66 87H68V86H66ZM71 87V86H70ZM74 87V86H73ZM88 87V88H89ZM193 87V86H192ZM199 87V86H198ZM201 87H203V85H201L200 86V88ZM252 87V86H251ZM11 88V87H10ZM16 88V87H15ZM15 88H14V90H15ZM42 88V87H41ZM61 88H62V86H61ZM89 88V89H90ZM118 88V89H117ZM120 88V89H119ZM258 88V87H257ZM98 89V88H97ZM113 89V90H114ZM197 89V88H196ZM203 89H205L204 87H203ZM230 89V88H229ZM12 90H13V88H12ZM24 90V89H23ZM42 90V89H41ZM75 90V89H74ZM81 90V89H80ZM99 90V89H98ZM106 90H108L107 92H106ZM121 90V91H120ZM130 90V89H129ZM129 90L127 91V92H129ZM194 90V89H193ZM10 91H11V89H10ZM20 91V90H19ZM78 91V90H77ZM77 91H76V93H77ZM82 91H85V89L84 90H82ZM81 91V95H83L82 93H84V92H82ZM101 91V92H102ZM124 91V90H123ZM126 91V90H125ZM178 91V90H177ZM195 91V90H194ZM202 91V90H201ZM223 91V90H222ZM225 91V90H224ZM3 92V91H2ZM13 92V91H12ZM22 92V91H21ZM26 92V91H25ZM56 92V91H55ZM79 92V91H78ZM96 92H97V90H96ZM96 92H94L92 95H93V98H91V100L93 99L94 101H91V103H97L96 101H98V99H99V97L97 96V94H98V92L96 93ZM136 92V93H137ZM23 93V92H22ZM88 93H89V91H88ZM130 93V92H129ZM128 93V94H129ZM179 93H180V91H179ZM15 94H17V93H15ZM57 94V93H56ZM61 94V93H60ZM103 94V93H102ZM113 94V95H114ZM123 94H126L125 92L123 93ZM202 94V93H201ZM240 94V93H239ZM251 94V93H250ZM1 95H3L2 93H1ZM12 95V94H11ZM47 95V94H46ZM45 95V96H46ZM55 95V94H54ZM73 95V94H72ZM71 95V96H72ZM87 95V97L89 96L87 93H84V95L82 96V97H84V96H86ZM107 95V94H106ZM109 95V94H108ZM113 95L111 94V96L113 97ZM116 95H117V97H116ZM130 95V94H129ZM180 95V94H179ZM14 96V95H13ZM105 96V95H104ZM121 96V97H120ZM124 96V95H123ZM131 96V95H130ZM58 97V96H57ZM63 96L61 95V97L60 98H62ZM66 97V96H65ZM73 97V96H72ZM72 97H70L69 99H70V103H71V101H72ZM77 96H75V98H76ZM87 97H84V99L85 98H87ZM106 97V96H105ZM203 97V96H202ZM222 97V96H221ZM74 98V99H75ZM122 98H124V97H122ZM134 98V97H133ZM141 98H145L144 100L142 99L141 100ZM148 98H149V100H148ZM241 98V97H240ZM2 99V98H1ZM24 99V98H23ZM78 99V98H77ZM82 99V98H81ZM102 99V98H101ZM109 99H112V100H109ZM138 99H140V101L138 100ZM150 99H153V101H154V105L155 106H157L156 108L155 107H151V106H149V102H150ZM194 99V98H193ZM200 99V98H199ZM202 99V98H201ZM3 100V99H2ZM1 100V101H2ZM83 100V99H82ZM90 100V99H89ZM106 100V99H105ZM124 100V99H123ZM125 100H127V98L125 99ZM138 100V101H137ZM56 101H58V100H56ZM68 100L67 99H65V103H64V101H63V103H61V105L63 104H69V108L71 107V105L74 103H72L71 105H70V103L69 102H67ZM75 101V100H74ZM83 101H85V100H83ZM100 101V100H99ZM98 101V102H99ZM102 101V100H101ZM100 101V102H101ZM121 101H122V99H121ZM198 101V100H197ZM204 101V100H203ZM241 101V100H240ZM244 101V100H243ZM12 102V101H11ZM41 102V101H40ZM59 102V101H58ZM87 102V105L88 104H90L88 101H86ZM86 102H85V106H86ZM108 102V103H109ZM115 103H116V101H114ZM113 102V103H114ZM119 102L120 101H118V105H119ZM14 103H15V101H14ZM75 103H77L76 101H75ZM79 103H81V101H78V104ZM264 103V102H263ZM4 104V103H3ZM6 104V103H5ZM4 104V105H5ZM16 104H18V103H16ZM43 104V103H42ZM83 104V103H82ZM94 104V105H95ZM99 104V103H98ZM111 104V103H110ZM198 104H200V103H198ZM14 105V104H13ZM24 105V104H23ZM40 105V104H39ZM74 105H76V104H74ZM74 105H72V106H74ZM81 105V104H80ZM79 105V106H80ZM92 105L93 104H91V106L90 107H92ZM178 106L177 108H176V112H175V108H174V106ZM195 105V104H194ZM201 105V104H200ZM7 106H9V105H7ZM21 106V105H20ZM77 106V105H76ZM75 106V107H76ZM83 106V105H82ZM103 106V105H102ZM101 106V107H102ZM107 106H108V104H107ZM242 106V105H241ZM3 107V106H2ZM10 107V106H9ZM58 107V106H57ZM75 107H72V109L71 110H73V108H75ZM95 107V106H94ZM106 107V106H105ZM115 107H118L117 105L115 106ZM125 107V108H124ZM196 107V106H195ZM194 107V108H195ZM213 107V106H212ZM252 107V106H251ZM5 108V107H4ZM36 109H37V107H35ZM61 108V107H60ZM64 108H68L66 105H64ZM84 108H87V107H84ZM185 108H187V107H185ZM191 108V107H190ZM200 108V107H199ZM261 108V107H260ZM41 109V108H40ZM76 109V108H75ZM125 109V110H124ZM184 109V108H183ZM183 109H181V111H183L182 112V114H183V116H182V114L181 113H178V114H181V118L180 119H178V117L176 118L177 119V121H175L174 123V125H172L171 127H170V133H173V131H175V135L177 136V138L175 137V141L176 140H178V141H176V143H177V145H176V147L178 148V146H182L183 144V142H184V140L186 139L187 140V136L189 135V134H191V132H193L192 130V126H191V129L192 130H190V128L188 129V127H190L189 125L190 124H188V127H187V129H188V131L190 130L191 132L190 133H187V130H186V124L187 123H189L190 121V119H188V111H185V109L183 110ZM250 109V108H249ZM12 110V109H11ZM48 110H50V107L48 108ZM81 110V109H80ZM79 110V111H80ZM91 110V109H90ZM89 110V111H90ZM95 110V109H94ZM100 110H102V111H104V108H100ZM112 110V109H111ZM110 110V111H111ZM187 110V109H186ZM196 110V109H195ZM254 110H255V108H254ZM253 110V111H254ZM14 111V110H13ZM12 111V112H13ZM61 111V110H60ZM67 111V110H66ZM77 111V110H76ZM92 111V110H91ZM113 111V110H112ZM115 111V110H114ZM197 111H199V110H197ZM231 111V110H230ZM109 112V111H108ZM196 112V111H195ZM232 112V111H231ZM234 112V111H233ZM38 113V112H37ZM51 112H49V114H50ZM64 113V112H63ZM74 113H76L75 111H74ZM118 113V112H117ZM127 113V114H126ZM187 113V114H186ZM234 113H236V111L234 112ZM45 114V113H44ZM61 114V113H60ZM73 114V113H72ZM77 114V113H76ZM86 115L88 114V113H85ZM103 114H105V113H103ZM138 114V115H137ZM185 114V115H184ZM15 115V114H14ZM19 115V114H18ZM21 115V114H20ZM37 115V114H36ZM64 115V114H63ZM78 115V114H77ZM112 115V114H111ZM199 115V114H198ZM5 116V115H4ZM17 116V115H16ZM15 116V117H16ZM22 116V115H21ZM38 116V115H37ZM66 116H67V114H66ZM92 116V115H91ZM106 116H108V115H106ZM178 116V115H177ZM184 116H185V118H184ZM15 117H13V118H15ZM20 117V116H19ZM40 117H42L41 115H40ZM43 117H45V116H43ZM47 117H49V116H47ZM64 117H65V115H64ZM68 117V116H67ZM84 117V116H83ZM82 117V118H83ZM104 117H105V115H104ZM113 117V116H112ZM224 117V116H223ZM12 118V117H11ZM17 118V117H16ZM46 118V117H45ZM44 118V119H45ZM55 118V117H54ZM58 118V117H57ZM66 118V117H65ZM92 118V117H91ZM111 118V117H110ZM147 118H148V120H147ZM219 118V117H218ZM228 118H230V117H228ZM29 119V118H28ZM27 119V120H28ZM50 118H48V120H49ZM53 119V118H52ZM69 119V118H68ZM76 119V118H75ZM90 119V118H89ZM143 119H144V122H145V119H146V121H149V122H147L148 124H145L144 122H143ZM158 119H160V122H159V124H156V122L158 123ZM176 119H174V120H176ZM195 119H196V121H197V118L195 117ZM12 120V119H11ZM14 120V119H13ZM54 121H56L55 119H53ZM53 120H51L52 122H53ZM57 120H59V119H57ZM63 120H67V119H63ZM74 120V119H73ZM103 120V119H102ZM156 120H158V121H156ZM226 120V119H225ZM33 121V120H32ZM70 121V120H69ZM75 121V120H74ZM76 121H78V120H76ZM150 121H152V122H150ZM154 121H156L155 122V124H153V122ZM50 122V121H49ZM62 122H64L65 123V121H62ZM87 122V121H86ZM102 122V121H101ZM173 122V121H172ZM193 122V121H192ZM57 123V122H56ZM59 123V122H58ZM73 123V122H72ZM78 123V122H77ZM84 123V122H83ZM100 123V122H99ZM144 123V124H143ZM191 123V122H190ZM26 124V123H25ZM29 124V123H28ZM50 124V123H49ZM48 124V125H49ZM74 124V123H73ZM197 124V123H196ZM221 124V123H220ZM57 125V124H56ZM88 125V124H87ZM87 125H84V126H87ZM100 125H101V123H100ZM24 126V125H23ZM30 126H32V124H30ZM46 126V125H45ZM50 126V125H49ZM73 126V125H72ZM89 126V125H88ZM98 126V125H97ZM47 127V126H46ZM74 127V126H73ZM195 127V126H194ZM193 127V128H194ZM223 127V126H222ZM72 128V127H71ZM85 128V127H84ZM196 128V127H195ZM47 129V128H46ZM45 129V130H46ZM54 129V128H53ZM88 129V128H87ZM175 129V130H174ZM34 130V129H33ZM56 130V129H55ZM103 130V129H102ZM105 130V129H104ZM142 130V129H141ZM197 130V129H196ZM195 130V131H196ZM53 131V130H52ZM67 131V130H66ZM88 131V130H87ZM106 131V130H105ZM137 131H139V133H137ZM194 131V132H195ZM35 132V131H34ZM71 132V131H70ZM73 132V131H72ZM78 132V131H77ZM92 132V131H91ZM197 132V131H196ZM50 133V132H49ZM60 133V132H59ZM81 133V132H80ZM168 133V132H167ZM28 134H30L29 132H28ZM34 134V133H33ZM52 134V133H51ZM78 134V133H77ZM82 134V133H81ZM84 134V133H83ZM102 134V133H101ZM112 134V133H111ZM193 134V133H192ZM191 134V135H192ZM196 134V133H195ZM53 135V134H52ZM79 135V134H78ZM140 135V136H139ZM167 135V134H166ZM35 136V135H34ZM39 136V135H38ZM37 136V137H38ZM58 136V135H57ZM56 136V137H57ZM74 137H75V135H73ZM149 135H147V137H148ZM173 136V135H172ZM54 137V136H53ZM55 137V138H56ZM62 137V136H61ZM84 137H86V136H84ZM191 137V136H190ZM196 137V136H195ZM60 138V137H59ZM63 138H64V136H63ZM110 138V137H109ZM188 138H189V136H188ZM38 139V138H37ZM65 139V138H64ZM79 139V138H78ZM164 139V138H163ZM196 139V138H195ZM34 140H35V137H34ZM61 140V139H60ZM63 140V139H62ZM73 140V139H72ZM80 141H81V138L79 139ZM79 140H78V142H79ZM108 140H106V141H108ZM119 140V141H118ZM165 140V139H164ZM170 140V139H169ZM185 140V141H186ZM37 141H39V140H37ZM174 141V142H175ZM76 142V141H75ZM75 142H73V143H75ZM78 142H76V143H78ZM102 142V141H101ZM109 142V141H108ZM163 142H165V141H163ZM190 143H191V141H189ZM188 142V143H189ZM39 142H37V144H38ZM75 143V144H76ZM118 143V144H117ZM137 143L135 144V142H134V144L135 145H137ZM147 143V142H146ZM145 143V144H146ZM150 143V144H151ZM185 143V142H184ZM79 144H81V143H79ZM89 144V143H88ZM109 144V145H110ZM152 144V145H153ZM170 144V143H169ZM175 144V143H174ZM197 144V143H196ZM61 145H63V144H61ZM97 145V144H96ZM103 145V144H102ZM108 145V146H109ZM118 145V146H119ZM147 145V144H146ZM148 145H149V143H148ZM151 145V146H152ZM161 145V144H160ZM188 145V144H187ZM193 144L191 143V146H192ZM48 146V145H47ZM85 146V145H84ZM83 146V147H84ZM106 146V145H105ZM114 146V145H113ZM165 146V145H164ZM169 146V145H168ZM167 146V147H168ZM184 146V145H183ZM182 146V147H183ZM190 146V145H189ZM82 147V146H81ZM110 147V146H109ZM124 147V146H123ZM137 147V146H136ZM154 147V146H153ZM156 147V146H155ZM159 147V146H158ZM173 147H174V145H173ZM55 148V147H54ZM85 148H86V146H85ZM118 148V147H117ZM52 149V148H51ZM132 149V150H131ZM76 150H77V148H76ZM79 150H81V149H79ZM113 150V149H112ZM118 150V149H117ZM125 150H120V151H125ZM131 150V151H130ZM161 150V149H160ZM173 150V149H172ZM51 151V150H50ZM49 151V152H50ZM114 151H115V149H114ZM147 151V150H146ZM156 151V150H155ZM166 151V150H165ZM183 151V150H182ZM189 151V150H188ZM190 151H191V149H190ZM77 152V151H76ZM78 152H80V151H78ZM77 152V153H78ZM109 152V151H108ZM117 152V151H116ZM127 152V151H126ZM150 152V151H149ZM88 153H89V151H88ZM115 153V152H114ZM118 153V152H117ZM151 153V152H150ZM150 153H148V154H150ZM165 153V152H164ZM167 153V152H166ZM183 153V152H182ZM186 153V152H185ZM76 154V153H75ZM100 154V153H99ZM104 154V153H103ZM178 154V153H177ZM79 155H82V154H79ZM90 155H91V153H90ZM89 155V156H90ZM109 155V154H108ZM114 155V154H113ZM151 155V154H150ZM149 155V156H150ZM179 155V154H178ZM180 155H181V153H180ZM188 155V154H187ZM108 157V156H107ZM180 157V156H179ZM69 158V157H68ZM79 158V157H78ZM83 158V157H82ZM125 158V157H124ZM181 158V157H180ZM185 158V157H184ZM169 159H170V156H169ZM176 159H179V158H176ZM183 159V158H182ZM50 160V159H49ZM154 160V159H153ZM57 161V160H56ZM150 161V160H149ZM163 161V160H162ZM178 161V160H177ZM185 161V160H184ZM147 162V161H146ZM188 162V161H187ZM145 163V162H144ZM165 164V163H164ZM189 165V164H188ZM62 166V165H61ZM179 167V166H178ZM181 167V166H180ZM80 168V167H79ZM105 168V167H104ZM44 169V168H43ZM52 170V169H51ZM2 176V175H1ZM28 177H30V175L28 176ZM39 178V177H38ZM51 178V177H50ZM54 182V181H53ZM13 185V184H12ZM31 186V185H30ZM4 192V191H3ZM38 196V195H37ZM5 209V208H4ZM6 210H8V209H6ZM15 212V211H14ZM18 212V211H17ZM12 215V214H11ZM3 216V215H2ZM1 220V219H0Z\"/></svg>",
  "mask_w": 264,
  "mask_h": 264
}]
</instances>
